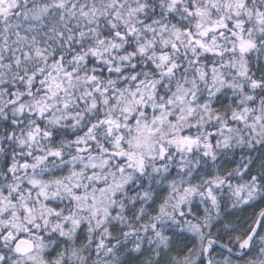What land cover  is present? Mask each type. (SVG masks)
Listing matches in <instances>:
<instances>
[{
    "label": "snow or ice",
    "instance_id": "6c2138e0",
    "mask_svg": "<svg viewBox=\"0 0 264 264\" xmlns=\"http://www.w3.org/2000/svg\"><path fill=\"white\" fill-rule=\"evenodd\" d=\"M0 264H264V0H0Z\"/></svg>",
    "mask_w": 264,
    "mask_h": 264
}]
</instances>
